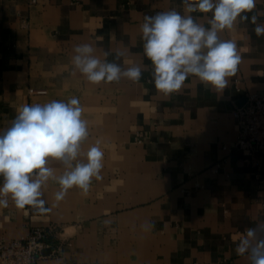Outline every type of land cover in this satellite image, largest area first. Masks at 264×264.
Returning a JSON list of instances; mask_svg holds the SVG:
<instances>
[{"label":"crops","instance_id":"crops-1","mask_svg":"<svg viewBox=\"0 0 264 264\" xmlns=\"http://www.w3.org/2000/svg\"><path fill=\"white\" fill-rule=\"evenodd\" d=\"M172 8L183 12L181 0H0V130L25 104L77 97L90 133L82 152L99 141L105 153L103 180L87 195L73 188L57 202L59 186L49 180L51 211L18 209L11 198L0 208V239L57 228L59 249L36 264H248L235 247L246 228L264 222V177L235 146L234 110L248 94L264 95V36L238 20L220 33L242 56L228 87L217 93L193 76L165 97L144 67L140 25ZM82 43L102 60L110 50L107 60L122 68L141 65L142 80L89 83L71 63ZM49 166L64 171L59 161Z\"/></svg>","mask_w":264,"mask_h":264},{"label":"clouds","instance_id":"clouds-1","mask_svg":"<svg viewBox=\"0 0 264 264\" xmlns=\"http://www.w3.org/2000/svg\"><path fill=\"white\" fill-rule=\"evenodd\" d=\"M183 12L175 8L147 15L140 25L143 56L151 67V82L163 96L180 92L185 82L196 77L204 85L222 93L229 85L242 62L234 39H221L220 33L235 30L237 21L255 25L257 37L264 36V22L252 14L257 0H181ZM210 14L207 23L200 17ZM249 14H252L249 16ZM71 63L86 80L95 85L110 84L128 79L139 83L144 67L133 64L122 68L109 62L112 52L104 51L101 59L90 43L77 44ZM124 53L117 50L119 59ZM79 98L67 101L53 99L46 103L25 104L6 129L0 130V208L31 207L40 213L46 207L44 189L49 180L59 186L55 200L62 201L69 190L76 188L83 195L90 191L93 180L102 181L105 153L99 145L82 152V144L89 138L88 121ZM59 161L64 167L61 175L49 166ZM141 227H153L146 221ZM235 253L248 264H264V222L248 227L236 242Z\"/></svg>","mask_w":264,"mask_h":264},{"label":"built area","instance_id":"built-area-1","mask_svg":"<svg viewBox=\"0 0 264 264\" xmlns=\"http://www.w3.org/2000/svg\"><path fill=\"white\" fill-rule=\"evenodd\" d=\"M234 118L238 123L235 146L246 153V160L258 168L263 178L264 95L248 94L245 104L235 108ZM57 233L56 227L34 228L20 239H0V264H36L45 258L46 250L53 253L59 249Z\"/></svg>","mask_w":264,"mask_h":264},{"label":"water","instance_id":"water-1","mask_svg":"<svg viewBox=\"0 0 264 264\" xmlns=\"http://www.w3.org/2000/svg\"><path fill=\"white\" fill-rule=\"evenodd\" d=\"M50 250H46L45 252H44V255H49L50 254Z\"/></svg>","mask_w":264,"mask_h":264}]
</instances>
